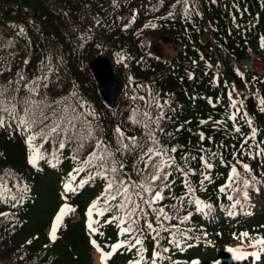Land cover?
<instances>
[{"label": "trees", "instance_id": "1", "mask_svg": "<svg viewBox=\"0 0 264 264\" xmlns=\"http://www.w3.org/2000/svg\"><path fill=\"white\" fill-rule=\"evenodd\" d=\"M163 38L174 45L171 59L153 51L154 43ZM222 51L237 62L251 53L261 54L264 61V0H0V87L9 86V81L13 82L10 88L17 87L20 76L31 82L46 75L48 88L41 87V92L49 100L69 98L68 103L85 116L89 111L97 113L96 120L87 118L100 124V134L113 147L117 126L126 135L143 136L145 129L131 118L134 109L148 110L153 116L163 112L164 133H157L161 142L169 149L177 148L171 155L189 171L187 179L196 190L195 197L211 204L212 210L197 212L195 204L188 203L192 197L184 176L174 173L176 182L163 201L169 206L166 211L181 218L192 215L183 224L171 222L178 225L172 231L181 247L169 239L160 240L169 252L162 253L164 259L157 264H264V246L249 250L242 259L229 251L264 239V155H255L264 149V144L255 146L264 141V70L240 73L223 63L220 72H212L211 64ZM99 56L110 61L117 80L112 108L102 99L89 69ZM26 94L21 87L18 97ZM233 100L240 108L236 121L228 119L236 112ZM77 101L87 102L86 107L80 109ZM157 103L162 109L155 107ZM5 119L0 127V264H92L91 251L112 253V246L121 242L124 246L103 264H151L154 251H160L155 234L145 227L143 235L136 234L142 245L128 247L134 239L120 231L127 225L111 220L122 213L104 211L106 182L88 180V168L73 159L72 145L58 152L54 142L44 143L38 137L30 146L28 133ZM237 127L240 132L235 131ZM252 128L257 129L255 140L248 142L253 147L243 146L252 153L249 156L241 145ZM34 148L42 154L35 166L29 162ZM201 156L213 164L212 180L203 185ZM125 159L127 170L138 179L132 172L134 157ZM237 159L250 166L251 175ZM232 166L250 181L256 177L245 189L247 200L232 193L241 199L235 209L233 201L219 192ZM78 168L83 171L77 173ZM65 206L71 211L57 223ZM149 219L154 221L152 216ZM182 232L187 240L181 238ZM242 233H248L243 243L238 238ZM161 236L169 234L161 232ZM252 252H259V259Z\"/></svg>", "mask_w": 264, "mask_h": 264}, {"label": "snow or ice", "instance_id": "2", "mask_svg": "<svg viewBox=\"0 0 264 264\" xmlns=\"http://www.w3.org/2000/svg\"><path fill=\"white\" fill-rule=\"evenodd\" d=\"M215 2V0H213ZM154 27V25H153ZM28 63V61H25ZM20 81L24 83L21 85ZM20 81H17V87L10 88L13 83L9 81V86L0 87V127H4L6 124L5 116L8 120L15 122L16 129L22 130L28 133L27 142L32 146L33 141L38 137L44 142L48 143L50 140L57 145V151H62L68 145H72L74 148L73 159L80 160L83 165L88 168V180L95 181L97 178H101L106 182L105 194L107 199L105 203L108 205L104 211L115 209L122 215H113L112 221L117 222L118 226L127 225L121 227L122 234H128L133 237L134 243L128 244V247H135L136 245H142L143 241L136 235H143L145 227L150 230V233H154L153 236L155 247L160 251H154L151 264H157V260L164 259L162 253L169 252L167 247H163L160 244V240L169 239V242L173 243L176 247H181V240L177 239V233L172 229L177 228V224L171 223L172 221H178L180 224L189 220L192 213L184 217L178 215H170L166 208L168 205L163 201L168 199V193L172 191L175 184L174 173H179L184 176V186L187 189V193L191 195V199H188V203H194L197 212H204L208 209L212 210L211 204H206L202 200L195 197V189H193L191 182L187 179L189 171L184 169L179 163H177L174 156L171 153L177 152V148L173 147L169 149L165 144L161 142L160 134L164 133V129L160 124V121L164 119L162 111L155 116L151 112L145 110L143 113L139 110H133L132 120L133 123L142 126L145 131L142 137L135 135H126L119 126L115 129L116 134V146L113 147L109 142L100 134L102 131L100 124L97 122L92 123V120H96L98 114L94 111H89L87 116L81 111H78L77 107L68 103L69 98H64L63 101L49 100L46 93L41 92V87L48 88L47 76L37 77L35 80L28 82L24 76H20ZM43 81V84L41 83ZM21 87L27 90V94L22 97H18V93L21 91ZM75 95V93H73ZM39 97V99H37ZM135 100L136 97H133ZM140 100H144V97H139ZM64 107H61V104ZM80 109L86 107L87 102L81 103L77 101ZM165 103H167L165 101ZM261 110L264 111V100L261 101ZM151 107V105H148ZM156 108L162 109V105L156 104ZM232 107L236 109V112L228 117L232 121L237 120V113L240 112V108L237 107V101H232ZM242 107V104L240 105ZM246 116L247 113H244ZM92 117L89 120L87 117ZM251 126L252 121H247ZM8 127L12 124L8 123ZM236 132H240V128H235ZM257 129H251V136L246 137L243 140L241 149L243 154L252 156V153L243 149L245 144H248L249 140H255ZM203 134H201V140H203ZM264 144V141H259L255 146L260 147ZM42 146V145H41ZM249 148L253 145L248 144ZM89 149H91L89 151ZM87 152V155L81 160L83 153ZM55 156V153H53ZM217 153H212V156H216ZM256 156L264 155V149L255 153ZM132 156L135 159L132 172L138 179L133 178L132 173L127 170L126 157ZM42 158V154L39 148L33 149V155L30 157L29 162L35 166L37 159ZM236 159L235 155L233 157ZM195 159V157H193ZM203 162V168L205 172L202 173V179L200 181L203 185L206 181L210 182L212 176L210 174L213 164L210 160L205 159L204 156L200 157ZM244 172L252 174V169L247 163H243L242 159H237ZM77 173L83 171L82 168L75 169ZM256 177L252 176V180L242 177L236 166L231 167V175L228 177V182L225 183L219 189L220 193L227 196L229 201H233L231 207L235 209L241 204V199L234 197L232 193H239L244 200L249 198V193L245 189L252 185ZM87 181H81L86 183ZM243 185L241 188L240 185ZM69 186L66 185V189ZM179 199L182 203L185 197H173ZM15 199V197H13ZM115 202V203H112ZM159 205V206H157ZM96 205H93L95 208ZM171 208L176 209V205L172 204ZM66 211H71L67 206L61 209L60 214L57 216V223L64 216ZM91 210L89 216H91ZM103 214V213H101ZM230 215L233 213L230 212ZM154 217V221L149 217ZM143 221V223H141ZM165 221L169 223L165 225ZM158 224L159 227H155ZM89 229L95 234V229L92 228V224L88 225ZM161 232L168 233V237L161 236ZM183 240H187L188 237L185 233H180ZM248 233H242L240 237L243 243V238H247ZM51 240L56 239V228L52 229ZM95 244V241H92ZM257 245L264 246V239L256 240L254 243L250 242V247H256ZM124 246V242L112 246V253ZM233 252L236 259H242L247 253L242 252L240 249H229ZM264 251V247L261 248ZM112 253L104 254L105 259ZM252 256L259 259V252H252ZM193 264H198L194 261Z\"/></svg>", "mask_w": 264, "mask_h": 264}, {"label": "water", "instance_id": "3", "mask_svg": "<svg viewBox=\"0 0 264 264\" xmlns=\"http://www.w3.org/2000/svg\"><path fill=\"white\" fill-rule=\"evenodd\" d=\"M89 69L98 85L102 99L109 108H112L115 105L117 81L110 61L104 56H99L89 63Z\"/></svg>", "mask_w": 264, "mask_h": 264}, {"label": "rangeland", "instance_id": "4", "mask_svg": "<svg viewBox=\"0 0 264 264\" xmlns=\"http://www.w3.org/2000/svg\"><path fill=\"white\" fill-rule=\"evenodd\" d=\"M153 51H155L156 53H160L165 57H168V59H171L175 54L174 45L167 38L158 39L153 45ZM251 54H257V53H251ZM252 59L253 61L252 62L250 61V67H254L255 69H260L262 66L259 62V59L258 58H252ZM76 220H78V217H76ZM256 247H258V245ZM256 247L238 245L236 249H240L242 252L246 253L249 250L255 251ZM91 259H92V264H103L106 260L104 254H102L98 248L95 249L93 252L91 251Z\"/></svg>", "mask_w": 264, "mask_h": 264}, {"label": "built area", "instance_id": "5", "mask_svg": "<svg viewBox=\"0 0 264 264\" xmlns=\"http://www.w3.org/2000/svg\"><path fill=\"white\" fill-rule=\"evenodd\" d=\"M252 58H258L259 62L261 64L260 69H255L254 67H250V61L252 62ZM225 63L229 67H234L237 69L240 73H260L262 70H264V61L261 56V54H252L246 59L237 62L233 58H231L229 55H227L224 51H222L219 55V57L216 59L214 64H211V71L212 72H220L221 65Z\"/></svg>", "mask_w": 264, "mask_h": 264}]
</instances>
